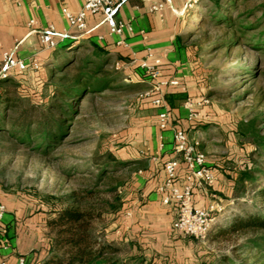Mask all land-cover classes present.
I'll return each instance as SVG.
<instances>
[{
  "label": "crops",
  "instance_id": "crops-1",
  "mask_svg": "<svg viewBox=\"0 0 264 264\" xmlns=\"http://www.w3.org/2000/svg\"><path fill=\"white\" fill-rule=\"evenodd\" d=\"M83 2L84 0H0V54L18 46L17 58L25 61L37 58L41 65L46 66L49 62L53 65L73 53L62 52L59 57L56 55L66 43H72L73 46H81L79 49L100 52L101 58L112 61L115 67L116 62L120 63V67L116 68L123 69L125 75L138 83L145 93L151 84L139 63L152 53L155 59L162 62L160 78L180 81V86L164 90V108L171 115L170 128L162 130L159 126L158 113L163 107H157L152 102L153 97L142 100L136 113L140 123L134 131L136 148L133 154L125 158L136 172L130 186L124 190V212H131V215L125 216L122 234L126 233L143 245L133 233L139 236H166L177 217L176 206L163 204L157 192L165 177L164 162L176 156L175 128L185 130L191 140L200 142L208 163L218 173V180L213 186L195 189L194 202L197 206L231 201L233 177L236 176L237 163L242 161L243 148L241 144H236L234 134L230 131L236 128L233 117H223L222 120L216 107L210 104L201 110L202 117L191 123L183 106L188 96L194 99L207 96L212 99L209 94L208 73L204 65H201L200 54L194 45V17L199 10L208 8V0H129L118 17L132 29H126L121 35L112 34L100 14L88 16L89 31L86 33L70 28L62 8L67 7L77 12ZM156 2L164 4L162 14L151 10L152 4ZM32 19L36 21L33 27L29 25ZM50 24L59 32H70L76 40H61L56 37V46L46 47L41 43L39 30ZM119 40L123 43L119 44ZM25 74L35 73L28 70ZM178 171L179 178L182 179L186 172L183 163ZM211 197L215 199L212 201ZM0 203L7 208L5 217L0 222V261L5 259L13 264L19 255H26L29 264H33L44 257L51 238H47L48 235L44 238L45 235L41 233V230L48 229L49 217L48 212L40 210L43 204L37 206L20 192L12 195L2 189Z\"/></svg>",
  "mask_w": 264,
  "mask_h": 264
},
{
  "label": "rangeland",
  "instance_id": "rangeland-1",
  "mask_svg": "<svg viewBox=\"0 0 264 264\" xmlns=\"http://www.w3.org/2000/svg\"><path fill=\"white\" fill-rule=\"evenodd\" d=\"M263 1L248 0L244 4L240 0L239 10L255 9ZM208 10L209 8H203L194 17L196 21L194 45L200 54L199 61L208 73L211 104L216 107L222 120L223 117L235 119L236 128L230 131L234 134L236 144L239 146L241 144L245 149L249 144L238 132L241 123V126L245 127L252 117L264 113V54L252 49L246 41H242L240 45L228 46L225 42L234 34L222 26L209 22L211 19L206 16ZM263 15V11H256L250 20L257 21ZM77 50L76 53L67 55L68 59L74 56L70 59L74 61L68 67L57 70L66 64L68 59L65 58L59 61V67L42 64L39 70L29 69L35 73L33 75L14 71L10 78L16 80L18 85L8 86L19 94L23 106L35 102L40 104L48 100L56 86L68 82L73 74L77 73L84 57L93 55L89 50L79 48ZM82 51L84 53H80ZM96 60L104 64V72L99 77L112 78L115 89L90 94L82 99L79 113L73 117L71 133L64 139L63 145H59L45 156L26 145L15 143L8 135L0 133V189L12 195L20 192L37 206L43 204L40 210L43 209L44 212L48 209L47 202L58 203L57 198L64 197L73 190L92 188L99 193V197L109 198L107 189L114 181L113 179L97 181L98 162L105 161L106 151H112L122 160H126L125 158L134 153L136 148L134 131L140 124L136 113L145 97L141 95L144 93L142 87L128 78L123 69H117L110 60L102 58ZM256 67L260 73L258 77L246 73V70ZM53 70L56 75L51 81ZM135 172L129 162L112 176L122 179L123 185L127 184L129 187ZM260 184H263V181ZM214 199L211 197L212 201ZM254 199L253 196L248 197V203L252 204ZM244 200L241 199V202L244 203ZM219 203L223 209L215 213L212 226L224 224L226 215L237 210L231 209L235 206L233 201ZM124 210L126 209L122 207L117 211L116 219L110 216L104 221H96L95 225L98 228L106 226L107 232L113 233L114 237L121 236L124 231L122 226L126 223ZM131 228L132 226L130 230ZM41 233L45 235L44 238L46 235L47 238H52L49 227L41 230ZM133 236L141 240L143 251L154 264H191L199 261L208 252H229L237 242L221 238L202 241L184 236L174 230L173 224L166 236L150 234L139 236L137 233H133ZM241 240L242 238H239L238 242Z\"/></svg>",
  "mask_w": 264,
  "mask_h": 264
},
{
  "label": "trees",
  "instance_id": "trees-1",
  "mask_svg": "<svg viewBox=\"0 0 264 264\" xmlns=\"http://www.w3.org/2000/svg\"><path fill=\"white\" fill-rule=\"evenodd\" d=\"M242 1L244 4L248 2ZM239 2L208 0L206 16L212 24L234 34L225 42L228 46L246 41L252 49L264 54V15L257 21L250 20L256 11L264 13V1L255 9L246 11L239 10ZM79 47L66 43L56 55L76 53ZM101 55L97 51L92 56L86 55L77 73L68 82L56 86L49 99L40 104L35 102L23 106L19 94L8 86L18 85V82L12 78L0 79V133L45 156L63 145L71 133L73 117L79 113L82 99L115 89L112 78L99 77L104 72V64L96 59ZM71 58H67L61 67L53 65L62 70L72 64L74 60ZM257 70L258 67L250 68L246 73L258 77L260 73ZM54 75L53 70L51 81ZM241 125L238 132L249 146L243 149L242 161L237 163L236 176L233 177L230 198L235 206L231 209L237 210L226 215L224 224L211 226L205 239H233L237 242L229 252H208L191 264H264V113L252 117L245 127ZM104 156L105 161L98 162L97 181L113 179V184L107 189L109 198H101L94 189L85 188L57 198L58 203L47 202L51 243L47 254L33 264H154L142 245L126 233L114 237L113 233L107 232L106 226L98 228L95 225L96 221H104L110 216L116 219L115 214L124 205L127 187L122 179L112 175L129 161L120 159L112 151H106ZM250 196L255 198L252 204L247 200ZM241 199L245 202L242 203ZM239 238H242L240 242Z\"/></svg>",
  "mask_w": 264,
  "mask_h": 264
},
{
  "label": "built area",
  "instance_id": "built-area-1",
  "mask_svg": "<svg viewBox=\"0 0 264 264\" xmlns=\"http://www.w3.org/2000/svg\"><path fill=\"white\" fill-rule=\"evenodd\" d=\"M129 0H84L81 9L77 12L67 7L62 8V13L67 20L70 28L76 29L80 33L88 32L87 18L89 15L100 14L103 16V22L109 26L112 34H123L126 29H132L124 21L120 20L118 15ZM153 12L164 10L162 2L152 4ZM36 21L30 20L29 25L34 26ZM41 43L48 48L56 46L55 38L66 40L73 37L70 32H59L53 24L39 30ZM119 44L123 43L121 40ZM18 46L10 50H4L0 54V79H8L14 71L26 72L29 69L39 70L41 63L37 58L30 61L16 57ZM160 59H155L153 54H148L147 58L140 61L139 66L145 71L149 78L150 88L147 92L141 94L143 97H153L152 102L157 107H163L158 113L159 126L162 130L171 127V115L165 106V93L167 87L180 86L178 79L160 78ZM116 67L120 63L116 62ZM211 104V99L204 96L200 99H194L188 96L183 106L187 110V119L194 123L202 117L201 110ZM174 152L175 157L166 160L163 164L165 177L158 186L157 192L165 205H175L177 208V217L173 222V228L178 233L194 237L204 241L215 220V213L220 212L223 206L219 202H214L209 206H197L194 202V191L198 187L213 186L218 180V173L208 163L207 155L200 148V142L191 140L187 132L183 129L174 130ZM183 163L186 168L185 175L179 178V166ZM6 206L0 203V222L3 221L6 214ZM131 212H126L128 217ZM0 264H10L3 259ZM13 264H29L28 256L19 255Z\"/></svg>",
  "mask_w": 264,
  "mask_h": 264
},
{
  "label": "water",
  "instance_id": "water-1",
  "mask_svg": "<svg viewBox=\"0 0 264 264\" xmlns=\"http://www.w3.org/2000/svg\"><path fill=\"white\" fill-rule=\"evenodd\" d=\"M76 40V38L73 39V41Z\"/></svg>",
  "mask_w": 264,
  "mask_h": 264
}]
</instances>
